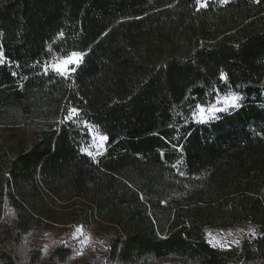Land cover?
<instances>
[{
  "label": "trees",
  "instance_id": "obj_1",
  "mask_svg": "<svg viewBox=\"0 0 264 264\" xmlns=\"http://www.w3.org/2000/svg\"><path fill=\"white\" fill-rule=\"evenodd\" d=\"M0 50V264L59 224L104 240L71 264H264V0H0ZM72 51L86 55L70 78L45 73ZM228 91L239 107L191 118ZM85 122L108 137L97 161ZM242 220L259 234L209 243L207 226ZM74 254L62 242L30 264Z\"/></svg>",
  "mask_w": 264,
  "mask_h": 264
},
{
  "label": "rangeland",
  "instance_id": "obj_2",
  "mask_svg": "<svg viewBox=\"0 0 264 264\" xmlns=\"http://www.w3.org/2000/svg\"><path fill=\"white\" fill-rule=\"evenodd\" d=\"M221 1V0H220ZM52 60V59H51ZM50 60V61H51ZM45 65V64H44ZM236 93L234 91H228L226 93L219 94L217 99H222L226 94ZM239 94V93H236ZM240 95V94H239ZM215 100V101H216ZM215 101L213 103H215ZM242 101V100H241ZM241 101L239 102L241 104ZM218 107L225 109L216 113L218 117L223 112L230 111L236 107H229L223 103L219 104ZM194 121V115L192 113L191 117ZM96 129L95 127H93ZM28 132L32 130V127L26 129ZM97 130V129H96ZM5 130L0 129L1 139H5ZM100 133V132H99ZM93 142V133L90 131V138L85 147H89L90 151L93 152L95 158H92L97 161L100 155L104 152L106 147V142L104 143L103 148L99 147V143L96 146H92ZM99 153V154H97ZM4 217L6 220H12L14 214L12 210H7ZM79 227V226H78ZM77 227H75L76 230ZM70 233L68 227L63 225H55L53 228L48 229H35L30 231L28 234L24 235L22 241L15 247V252L17 253L19 264H30V258L33 252L40 251L42 256L46 258L49 253L56 247L57 244L62 242H67L68 244L74 246L75 254L70 263H75L80 257H95L101 254V247H105L104 240L100 237H97L90 233L87 230H84V233L91 237V240L88 244H82L81 241L85 239V236H79L78 239L73 238V234ZM209 233H212V236H209ZM259 234V227L250 220H242L238 224L233 226H207L206 227V237L212 241V245L219 247L224 250H230L235 248H240L242 242L245 238H254ZM234 241H239V245L234 243ZM223 245V247L221 246ZM234 261L237 262V256L234 257ZM155 264H186V260L182 257L176 255H168L161 259L155 260Z\"/></svg>",
  "mask_w": 264,
  "mask_h": 264
},
{
  "label": "snow or ice",
  "instance_id": "obj_3",
  "mask_svg": "<svg viewBox=\"0 0 264 264\" xmlns=\"http://www.w3.org/2000/svg\"><path fill=\"white\" fill-rule=\"evenodd\" d=\"M222 3L227 4L229 0H221ZM257 3L260 2V0H256ZM196 4L199 8H206L208 7L209 0H196ZM61 36H63V33H61ZM51 51V49H49ZM86 55L84 52H68L63 55H56L52 58L51 61L46 62L44 65L45 73L47 74L49 70L54 72L57 75H60L62 77L70 78L72 73L75 72L76 67H78L82 62L83 58ZM8 63V59L5 56L4 52L0 50V65H5ZM16 73H13L15 75ZM221 79L227 81V75L224 73H221ZM243 99L242 96L236 93H230L226 94L222 97V99H217L215 103H209L207 105H196L195 109L193 110L194 118L196 119V122L198 123H208L210 120L216 118V113L220 111H224L225 109L218 107L219 104L223 103L229 107H239L240 101ZM79 118V111L74 108L70 107L68 109L67 115L65 119L67 121H75ZM85 126L89 128V130L93 133V142L92 146H96L97 143H99V147L103 148L104 143L108 140V137L106 135H102L99 133L98 130L94 129L93 126L88 125L87 122H85ZM85 153H87L89 156H92L95 158L92 151H90L89 147H84L82 149ZM99 154V153H97ZM183 175V173H181ZM85 236V239L81 241L82 244H88L91 240V237L86 235L84 233V229L82 226H79L76 228L75 233L73 234L74 239H78L79 236ZM209 236H212V233H209ZM209 243H212L211 240H209ZM237 245H239V241H234ZM215 246V245H213ZM223 247V245H221Z\"/></svg>",
  "mask_w": 264,
  "mask_h": 264
}]
</instances>
